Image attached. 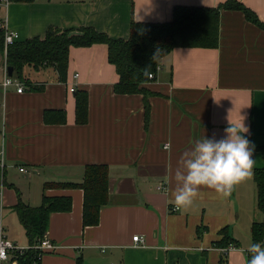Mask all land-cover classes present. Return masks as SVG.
I'll list each match as a JSON object with an SVG mask.
<instances>
[{
	"label": "crops",
	"instance_id": "1",
	"mask_svg": "<svg viewBox=\"0 0 264 264\" xmlns=\"http://www.w3.org/2000/svg\"><path fill=\"white\" fill-rule=\"evenodd\" d=\"M223 1L10 0L0 5V18L18 40L43 36L50 26L76 31L83 25L126 38L131 20L165 21L176 4ZM240 1L264 22V0ZM158 63L153 79L143 84L151 92L146 120L141 92L114 90L118 74L105 43L70 45L65 80L51 66L26 65L23 74L31 84L20 80L22 91L15 85L3 89L0 53L4 234L28 246L13 208L18 199L38 205L43 192L72 197L71 209L49 214L45 236L57 246L43 252L40 264H246L251 224L263 217L253 169L264 167V28L240 9L221 8L217 46H176ZM76 89L87 92L88 117L82 123L75 120ZM228 116L234 122L244 117L249 129L242 135L255 146L252 175L227 199L201 187L186 210L171 209L180 155L204 136L222 138ZM90 163L107 165L108 198L99 221L83 225V189L43 184L81 181ZM223 227L238 244L214 245ZM136 233L142 244L132 239Z\"/></svg>",
	"mask_w": 264,
	"mask_h": 264
},
{
	"label": "trees",
	"instance_id": "2",
	"mask_svg": "<svg viewBox=\"0 0 264 264\" xmlns=\"http://www.w3.org/2000/svg\"><path fill=\"white\" fill-rule=\"evenodd\" d=\"M221 8L240 9L245 17L264 28V22L257 13L240 0H225L217 6L176 4L172 16L165 21L131 20L128 37H111L105 32L83 25L73 29H59L50 26L43 36H33L23 40L15 39L9 44L6 55L7 65L12 66V75L27 85L31 80L23 74L26 65L35 69L51 66L59 80H65L67 74L70 45H90L105 43L107 58L114 64L118 79L114 90L119 93L141 92L144 97L146 120L149 112L148 95L151 93L143 84L151 80L148 74L155 76L159 59L176 46L215 47L219 40V18ZM4 27L0 25V53L3 52ZM153 79V77H152ZM87 92L75 90V120L87 121ZM48 111L45 110V117ZM61 121L65 112L59 111ZM248 139V136H246ZM249 140V139H248ZM256 183L257 207L262 212L261 220L251 224L252 243L264 240V167L253 169ZM81 187L83 189L82 223L96 224L99 221V209L108 198V168L106 164L90 163L84 167L81 181H45L46 187ZM72 197L68 194L49 195L43 192L38 205H30L18 199L13 206L28 239V246L15 250L9 264H40L43 251L35 244L45 236L48 229L49 214L53 211L71 209ZM200 228V227H199ZM200 231V229H198ZM213 243L216 246L238 244L226 231ZM251 253L247 251V261Z\"/></svg>",
	"mask_w": 264,
	"mask_h": 264
},
{
	"label": "clouds",
	"instance_id": "3",
	"mask_svg": "<svg viewBox=\"0 0 264 264\" xmlns=\"http://www.w3.org/2000/svg\"><path fill=\"white\" fill-rule=\"evenodd\" d=\"M228 125L222 138L204 136L180 155L174 170L176 187L170 201L177 211L191 206L201 187L227 199L235 186L252 175L255 146L242 135L249 131L244 117L234 122L228 116ZM248 252L251 253L248 264H264V246L260 243L251 244Z\"/></svg>",
	"mask_w": 264,
	"mask_h": 264
},
{
	"label": "built area",
	"instance_id": "4",
	"mask_svg": "<svg viewBox=\"0 0 264 264\" xmlns=\"http://www.w3.org/2000/svg\"><path fill=\"white\" fill-rule=\"evenodd\" d=\"M10 0H0V5L7 4ZM0 25L4 27V38H3V77L1 81V85L3 89H5L8 85H15L16 91H22L23 85L20 82V80L13 76L12 74H8L7 70V62H6V55H7V49L9 44H11L16 38H17V32L14 30L7 29L6 23L4 19L0 18ZM159 68V65L157 66V69ZM149 78L154 77L153 73L148 74ZM74 86H70L69 90H73ZM3 105V100L0 97V107ZM6 163L4 159L3 154V146L0 145V194L2 193V190L4 188V180H3V174L5 169ZM20 171L26 172L27 169L23 165L18 166ZM159 188L164 189V185L160 184L158 185ZM171 209H175V207L172 205L170 206ZM132 239L135 241L136 245L142 244L144 241L143 237L139 235L138 233L134 234L132 236ZM262 246H264V240L261 243ZM36 247L40 248L43 252L44 251H52L55 250L56 244L51 239H49L47 236H44L40 241H38L37 244H35ZM232 245H229V248H232ZM26 247H22L17 245L13 240L9 239L3 232V227L0 224V264H9L12 259L11 255L15 250H23Z\"/></svg>",
	"mask_w": 264,
	"mask_h": 264
},
{
	"label": "water",
	"instance_id": "5",
	"mask_svg": "<svg viewBox=\"0 0 264 264\" xmlns=\"http://www.w3.org/2000/svg\"><path fill=\"white\" fill-rule=\"evenodd\" d=\"M7 70H8V74L11 75L12 74V70H13L12 66L7 65Z\"/></svg>",
	"mask_w": 264,
	"mask_h": 264
},
{
	"label": "rangeland",
	"instance_id": "6",
	"mask_svg": "<svg viewBox=\"0 0 264 264\" xmlns=\"http://www.w3.org/2000/svg\"><path fill=\"white\" fill-rule=\"evenodd\" d=\"M1 9H2V8H0V12H1ZM243 240H244V241L247 240V237H246L245 239H243Z\"/></svg>",
	"mask_w": 264,
	"mask_h": 264
}]
</instances>
